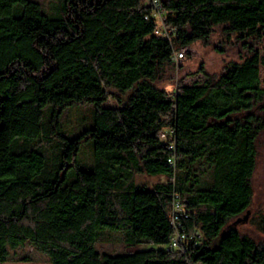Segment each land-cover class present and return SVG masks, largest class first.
<instances>
[{
	"label": "trees",
	"instance_id": "obj_1",
	"mask_svg": "<svg viewBox=\"0 0 264 264\" xmlns=\"http://www.w3.org/2000/svg\"><path fill=\"white\" fill-rule=\"evenodd\" d=\"M158 1L168 35L144 0H0V262L29 243L49 264H264V240L229 226L252 202L264 129V0ZM217 26L245 57L156 84L174 50ZM174 193L193 238L171 249ZM253 223L264 234V213ZM105 231L133 249L100 251Z\"/></svg>",
	"mask_w": 264,
	"mask_h": 264
},
{
	"label": "rangeland",
	"instance_id": "obj_2",
	"mask_svg": "<svg viewBox=\"0 0 264 264\" xmlns=\"http://www.w3.org/2000/svg\"><path fill=\"white\" fill-rule=\"evenodd\" d=\"M42 4L45 11H51L56 0H37ZM224 35L222 34L221 27H215L212 34L210 43L205 45L200 41H196L184 50V56L174 62L166 70L165 75L161 80L156 81V84L167 88L171 91L175 88L177 83L183 82L189 84L193 81L201 79V74L197 72V68L200 63H203L204 68L209 73H220L224 66L230 61H238L245 57L248 53V48L244 46V42L238 40L235 36H232L228 42L224 41ZM225 42V43H224ZM217 44H224L222 52L217 51ZM258 48L264 49V41L256 44ZM260 86L264 88V65H260ZM123 98L125 95L114 91ZM106 105H115V99H108L105 102ZM79 113L75 110L68 112L64 119V124L68 127H76L79 124ZM86 141L79 152V156H84L90 159V151L88 143ZM257 164L252 177L253 196L252 202L247 211H244L239 216L229 221V226L235 227L242 233H246L253 237L257 241L264 240V234L256 228L253 223L254 219L264 213V129L260 133L257 139ZM165 179L164 177H148L141 174L136 176V181L139 184H151L157 180ZM96 247L100 251L109 252H123L133 247L125 244L123 237L120 233H112L105 231L98 241ZM145 247H163L162 245L154 243L138 244L137 248ZM28 257L29 260H23L22 258ZM0 264H49L48 257L38 251L29 243L24 244L11 251L10 258L7 261L0 262Z\"/></svg>",
	"mask_w": 264,
	"mask_h": 264
},
{
	"label": "built area",
	"instance_id": "obj_3",
	"mask_svg": "<svg viewBox=\"0 0 264 264\" xmlns=\"http://www.w3.org/2000/svg\"><path fill=\"white\" fill-rule=\"evenodd\" d=\"M147 4L152 6V10L150 14L156 19V27H155V33H161L166 34L171 31V28L166 26L163 22L162 16H161V10H160V4L158 0H144ZM145 17H148L147 15ZM189 46V45H187ZM187 46H183L177 50H174L173 52V60L177 61L179 58H182L184 56V50L182 48H186ZM168 135L167 132H160L161 138H166ZM168 214L170 217V221L174 228V233L172 234L170 238V242L167 246V248H178L179 246H182L183 244H186L189 240H192L193 235L188 232L184 231L183 229H179L181 224V219L188 216V213L184 207V203L180 200L177 194H173L171 201L169 203L168 208ZM196 233V231H195ZM199 235V234H197Z\"/></svg>",
	"mask_w": 264,
	"mask_h": 264
}]
</instances>
